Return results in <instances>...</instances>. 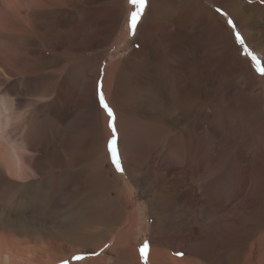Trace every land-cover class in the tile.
<instances>
[{
	"label": "bare ground",
	"instance_id": "obj_1",
	"mask_svg": "<svg viewBox=\"0 0 264 264\" xmlns=\"http://www.w3.org/2000/svg\"><path fill=\"white\" fill-rule=\"evenodd\" d=\"M26 1L25 6L19 0L6 1L8 11H2L8 18L2 22L10 42L23 46L25 53L17 51L13 72L0 66V74L23 79V86L29 88L31 79L48 71L38 76L45 80L41 85L34 82L41 91L47 90L59 76L49 70L58 68L64 56L91 53L84 59L90 63L84 72L71 71L66 76L85 109L69 102L61 125L48 124L49 137L57 140L61 134L57 142H37L30 129L17 139V134L12 136V159L8 161L3 151L0 154V180L5 179V172L30 178L35 170L40 179L50 180L54 175V193L64 201L88 198L98 219L108 215L110 206H117L124 216L121 226L113 228L117 234L110 249L126 264H139L129 247L142 230L138 218L128 213L127 199L116 189L115 177L107 179L104 161H97L106 153V139L111 136L108 126L114 124L119 159L152 215L147 263L195 264L190 252L180 260L168 253L180 239L184 249L188 242L207 250L200 260L208 264H237V217L252 218L249 201L264 203V80L241 56L231 28L241 32L264 64V0H148L133 40L124 49L126 54L117 60L107 57L129 37L128 25L123 23L129 0ZM60 34L64 35L61 44L51 50L36 48L38 42L42 47ZM101 94L112 110L111 117L100 103ZM0 100L18 123L19 103L5 91ZM219 112L221 119L216 118ZM205 122L219 124L211 129L210 142L204 139ZM84 127L88 130L78 131ZM22 164L31 166V171ZM173 170L188 172V188L180 187L182 179L171 175ZM49 184L44 182V188ZM159 205L168 213L160 211ZM165 214L172 218L170 223L164 222ZM97 222L104 227H83L82 235L103 231L106 220ZM169 228L172 235L162 237ZM248 230L245 236L255 242L256 235ZM74 253L70 249L69 254ZM0 264H9L7 256Z\"/></svg>",
	"mask_w": 264,
	"mask_h": 264
},
{
	"label": "rangeland",
	"instance_id": "obj_2",
	"mask_svg": "<svg viewBox=\"0 0 264 264\" xmlns=\"http://www.w3.org/2000/svg\"><path fill=\"white\" fill-rule=\"evenodd\" d=\"M6 1L10 0H0V66H3L4 68L13 72L14 59L17 51H19L21 55L25 52H23V46H20L16 42H10L9 34H7L8 28L4 23L8 18L6 16H3L4 14L2 13V11L7 10ZM19 1H21L24 6L26 5V0ZM135 10V6L128 1L127 9L123 17V23L125 26L128 25L130 13ZM1 24H3V26ZM231 29L235 37V42L241 52V56L251 62V66L254 69L255 74L260 79L264 80V74H262V72H264V64L261 58L253 49V47L248 43L246 38L241 34V32L236 29V27L232 26ZM237 33H239L243 43L236 39ZM134 35L135 33L133 35H129V37L126 38L125 41L123 40V42H120V49L117 52L114 51L112 53H109L107 59L117 60L119 58H123L126 54V52H124V49L129 43H131ZM63 37L64 35L60 34L53 38H49V40H47L45 43H42V47L39 46L41 45V41L38 42L39 44L35 46L38 49L43 48L47 50L49 48L48 50H51V48L55 46V44H61L60 42H62L61 39ZM36 39L38 38L36 37ZM115 52L118 56H115ZM44 54H46V56L49 55L48 52H44ZM253 56L256 57V60L252 59ZM86 57H91V53H81L80 55L69 54L67 56H64L63 62L60 66H58V68L49 70V72L51 71L56 76L59 75L58 78L50 83L49 89L46 88L47 90L42 91L34 85V82L37 80L38 82L36 83H38L39 85L41 82L45 81L44 78H41L39 80L38 76L42 77V74L47 75L48 71H40V74H38L35 78L36 80L32 81L31 79V81H29L28 83L29 88L23 86V79L18 81L16 77L10 78L7 76H2V74H0V94L2 93V91H5L7 95H10V99L16 101L15 104L19 103L20 105L19 113L21 121L19 120V122L17 123L11 120V118L9 117V112L6 110L5 106L0 100V154L2 155L3 151L4 155H6V159L8 157V161L12 159L11 148L15 146V142L13 141L12 136H15V134H17V139L19 135L24 136L25 132L30 129L32 131V136L34 134L33 137L36 138L37 142H46L48 139L49 140L47 142H57L58 140H61V134H59L58 139L55 140V137H49L47 135L48 131L46 129L49 126L48 124L52 123V121L59 122L61 125V117L65 116L67 110L66 108L69 102H76V104L80 105L81 99L77 100L76 97H74L75 95L69 88L66 76L67 73L71 71L84 72L86 66L90 65L89 62V64L87 63V60H84ZM9 90L11 91V93H8ZM97 97L99 98V96ZM83 108L84 107L82 106V109ZM218 114L219 115L216 118L221 119L223 113L219 112ZM205 123L206 130L204 131V139L210 142L213 139L210 134L211 129H213L214 131L218 128L219 124H216V122H213V124L211 125L208 124V122ZM109 124L111 123L109 122ZM111 125L108 126L111 136L106 139V143H109L113 140L114 124L112 126ZM55 129L57 128H54V130ZM86 130L88 129L84 127V129L80 128V130L78 131L84 132ZM116 136L117 133L115 132V142H118V138H116ZM25 142H27V140H25ZM108 143L106 145V153L98 156L99 160L97 161H104L105 166L103 167V169L106 171V173H109L108 176L106 175L107 179L112 180V175L115 177L116 180L114 178L113 179L117 184L116 189L122 190L127 199V202H125L124 204L127 208L128 213H132L138 218L137 220L140 226L139 228L142 230H140L135 235L134 242H131L129 247H132L134 249L138 257L139 264H148L147 257L149 256V253L152 249V245L150 243L152 231V215L151 212L144 206V200L139 197L137 189L134 187V185H132L130 177L128 176L125 166L122 164V162L121 164L124 169L123 172L116 171L112 163L111 154L108 150ZM20 151L18 150V154H24L23 151ZM31 153L32 154L30 155L34 154L33 152ZM23 166L26 167L25 165ZM31 169V166L26 167V170L29 172L31 171ZM31 172L32 176L30 178L13 177L12 175L10 176V173L5 172V179L0 180V263L4 261V256H7L9 264H51L58 257L63 256L62 258L64 259L55 264H64V262H67V264H80L81 262H90L91 260H95L97 258V261L101 262L99 263L96 261L93 262V264H126V262L122 260L120 255L116 254L114 250L112 251V249H110L112 248V245L114 243L113 241L115 240L114 238H116L117 234L115 231H113V228L115 229L116 227L121 226V216H124V214L120 212L119 209H117V206H110L108 215L102 216V219H98V217H95L93 215L92 210H90V203H87L89 202L88 198L85 201L81 197L77 196V198H74L70 202L64 201L65 198L63 199L62 196H57V194L54 193L57 192L52 187L56 186V179L54 175L51 176L50 180H47L40 179L41 175H38L35 170ZM160 172L162 173L165 171L163 168H161ZM171 173V175H174L175 177H181L183 185H181L180 187L185 189L189 187V180L187 179L189 178L188 172L180 173L179 170H173ZM44 182H46V184L50 183L49 185H47L49 186L48 189L44 188ZM68 186L72 188L74 184L70 183ZM65 189L66 187H63V191L66 192ZM114 192L115 191L113 190L111 194L115 195ZM192 194L196 195V190L192 191ZM111 198H113V196H111ZM235 201L237 203L239 202L237 198H235ZM236 202H234L233 204H235ZM133 205L135 206L133 207ZM249 206L252 218H247L246 216H242L241 214L239 217H237L240 228V230L238 231L239 238L237 239V243L240 246V256L238 258L237 264H264V203L255 199L249 201ZM158 209L162 212L165 211L161 207V205H159ZM165 217L166 221L164 222L170 223L172 218L168 216V214H165ZM103 219L106 220V223ZM95 220H101V222H104L103 224H105L104 230L100 231L99 233L101 235H82L84 233L82 230L83 227L87 226L91 228L97 225L100 226V224H98V222ZM88 222L91 223L89 224ZM103 227L100 226V228ZM170 229L171 228L167 229L168 233H164L162 237L170 236V234L172 233V229ZM248 229H251L250 231H253L256 235L255 242H250L249 238L245 236L246 232L249 231ZM140 234L143 235L141 236ZM179 241L180 239L176 242L173 249H167L168 253H170L173 258H175L176 260L183 259L186 252H190L189 256H191L192 258L196 257V259H190L195 264H208L200 260L202 259L201 253H203L204 255L208 253L207 250L204 251V249L201 248V245L192 246L190 243L185 242L186 247L184 249L178 243ZM145 243H147V248L145 249L144 255L142 256L140 249L145 245ZM96 246L97 248H95ZM70 249H75V253L70 255ZM91 251H94V253H91ZM177 253H182L183 255H177ZM76 257L82 258L76 259Z\"/></svg>",
	"mask_w": 264,
	"mask_h": 264
},
{
	"label": "snow or ice",
	"instance_id": "obj_3",
	"mask_svg": "<svg viewBox=\"0 0 264 264\" xmlns=\"http://www.w3.org/2000/svg\"><path fill=\"white\" fill-rule=\"evenodd\" d=\"M129 2L132 3L136 9L135 11L130 13L129 20H128L129 35H133L135 33L137 25H138L142 15H143V11H144L145 7L147 6L148 0H129ZM229 23H231V21ZM236 39L238 41H240L241 43H243L239 33H237ZM252 59L256 60V57L253 56ZM258 70H259V67H258ZM262 74H264V72H262ZM100 103L105 108V110L108 112L109 117H111L113 115L112 110L106 104L102 94L100 95ZM113 131H114L113 140L109 142L108 150L111 154L112 163H113L116 171L123 172L124 169H123L121 161L119 159L118 150L116 147H114V145H115V130H113ZM146 248H147V243H145V245L140 249L142 256L144 255ZM177 255H183V254L177 253ZM81 258L82 257H76V259H81ZM64 264H67V262H64Z\"/></svg>",
	"mask_w": 264,
	"mask_h": 264
}]
</instances>
